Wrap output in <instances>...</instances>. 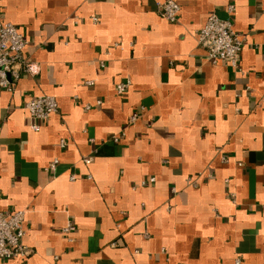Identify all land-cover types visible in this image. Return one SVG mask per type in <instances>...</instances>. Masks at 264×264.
<instances>
[{"label":"crops","instance_id":"1","mask_svg":"<svg viewBox=\"0 0 264 264\" xmlns=\"http://www.w3.org/2000/svg\"><path fill=\"white\" fill-rule=\"evenodd\" d=\"M161 1L0 0L28 64L0 89V211L31 251L0 264H264V0H174L175 22ZM228 5L237 68L197 41Z\"/></svg>","mask_w":264,"mask_h":264},{"label":"built area","instance_id":"2","mask_svg":"<svg viewBox=\"0 0 264 264\" xmlns=\"http://www.w3.org/2000/svg\"><path fill=\"white\" fill-rule=\"evenodd\" d=\"M159 14L169 22L177 21L180 7L174 0H164L157 2ZM227 18H220L212 12L208 15L204 25L197 31V41L205 49V58L211 63H225L237 68L240 61V55L243 47V41L233 28L230 15L234 11L233 5L227 6ZM93 20H96L93 18ZM26 40L18 28L6 21L0 13V89H14L15 83L20 78V74L28 70V64L24 57ZM92 81L87 84L92 85ZM128 87V83L119 82L116 84V93H123ZM97 101L96 104H100ZM57 100L54 96L48 94L37 95L27 99L24 103V109L27 111L30 120V128L34 131L40 129V123L46 121L53 113L57 111ZM91 105L86 104L89 109ZM137 113L129 117V122L137 118ZM119 137H114L115 141ZM64 145L63 142L60 143ZM58 159H53L47 166L48 170H54ZM85 163L90 162V158H84ZM154 177L148 181L153 182ZM24 209L15 211H0V259L25 258L30 255V250L23 243L25 235ZM75 226L68 222L63 228L64 232H71ZM235 264H240L236 259Z\"/></svg>","mask_w":264,"mask_h":264}]
</instances>
